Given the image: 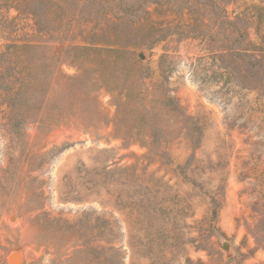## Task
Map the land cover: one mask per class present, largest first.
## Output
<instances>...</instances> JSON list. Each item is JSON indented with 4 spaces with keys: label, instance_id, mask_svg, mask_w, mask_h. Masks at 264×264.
I'll return each instance as SVG.
<instances>
[{
    "label": "rangeland",
    "instance_id": "374dc122",
    "mask_svg": "<svg viewBox=\"0 0 264 264\" xmlns=\"http://www.w3.org/2000/svg\"><path fill=\"white\" fill-rule=\"evenodd\" d=\"M0 264H264V0H0Z\"/></svg>",
    "mask_w": 264,
    "mask_h": 264
},
{
    "label": "water",
    "instance_id": "95a60500",
    "mask_svg": "<svg viewBox=\"0 0 264 264\" xmlns=\"http://www.w3.org/2000/svg\"><path fill=\"white\" fill-rule=\"evenodd\" d=\"M140 57H141V58H143V57H144V55H143V54H140Z\"/></svg>",
    "mask_w": 264,
    "mask_h": 264
},
{
    "label": "bare ground",
    "instance_id": "6f19581e",
    "mask_svg": "<svg viewBox=\"0 0 264 264\" xmlns=\"http://www.w3.org/2000/svg\"><path fill=\"white\" fill-rule=\"evenodd\" d=\"M20 262V261H19Z\"/></svg>",
    "mask_w": 264,
    "mask_h": 264
}]
</instances>
